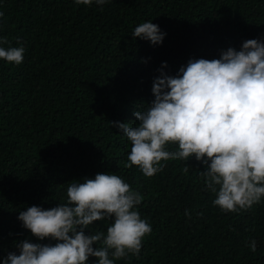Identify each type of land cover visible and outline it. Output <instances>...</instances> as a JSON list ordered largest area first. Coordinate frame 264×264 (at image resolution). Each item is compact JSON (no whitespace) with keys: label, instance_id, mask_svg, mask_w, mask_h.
<instances>
[{"label":"trees","instance_id":"trees-1","mask_svg":"<svg viewBox=\"0 0 264 264\" xmlns=\"http://www.w3.org/2000/svg\"><path fill=\"white\" fill-rule=\"evenodd\" d=\"M0 12V37L8 41L0 46L25 49L19 65L0 59V264L19 255L25 240L57 243L33 236L20 212L65 203L70 183L97 173L118 175L139 192L134 210L152 228L139 257L115 264H264V198L238 213L213 206L201 176L206 167L194 156L162 161L151 178L126 168L131 145L113 124L138 123L133 113L154 100L164 63L176 76L190 59H219L249 39L264 42V0H111L102 8L0 0ZM147 21L166 34L161 44L133 38ZM112 223L95 221L85 234H106Z\"/></svg>","mask_w":264,"mask_h":264},{"label":"clouds","instance_id":"clouds-1","mask_svg":"<svg viewBox=\"0 0 264 264\" xmlns=\"http://www.w3.org/2000/svg\"><path fill=\"white\" fill-rule=\"evenodd\" d=\"M76 5L102 6L111 0H73ZM3 13L0 12V17ZM133 38L163 42L165 33L151 21L135 27ZM8 43L0 37V45ZM24 47L0 46V59L19 65ZM167 64L162 65V69ZM160 70L153 81L154 100L134 111L138 123L113 122L130 142L124 167L136 166L145 177L162 172V161L190 157L205 165L201 172L206 190L215 195L213 206L224 212L247 211L264 198V42L249 39L241 50L229 47L219 59H190L176 76ZM176 145L175 151L167 150ZM187 172L188 167L183 169ZM139 192L118 175L97 173L70 183L65 203L42 209L28 207L18 220L38 240L55 245H18L2 264H115L129 254L139 257L142 241L152 231L136 206ZM185 215H189L185 211ZM109 218L106 234H85L95 221ZM99 244V247L93 245ZM256 251V241H251Z\"/></svg>","mask_w":264,"mask_h":264}]
</instances>
